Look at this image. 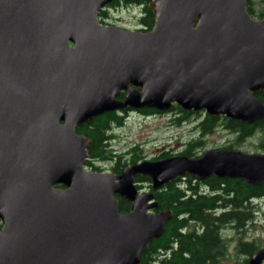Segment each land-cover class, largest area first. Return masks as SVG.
Masks as SVG:
<instances>
[{"label":"water","instance_id":"obj_1","mask_svg":"<svg viewBox=\"0 0 264 264\" xmlns=\"http://www.w3.org/2000/svg\"><path fill=\"white\" fill-rule=\"evenodd\" d=\"M114 1L0 0V264H138L171 216L152 191L186 174L264 183V153L238 149L85 168L75 129L106 111L264 115V5L254 18L246 0H149L140 30L99 21ZM263 260L264 246L248 264Z\"/></svg>","mask_w":264,"mask_h":264},{"label":"trees","instance_id":"obj_2","mask_svg":"<svg viewBox=\"0 0 264 264\" xmlns=\"http://www.w3.org/2000/svg\"><path fill=\"white\" fill-rule=\"evenodd\" d=\"M112 2L111 6H116ZM125 5L138 6L137 24L140 30H148L153 23V13L148 8L149 0H122ZM252 0H246V10L252 17H260L264 0L256 10ZM98 18L105 16L104 9L98 12ZM102 22L103 20L100 19ZM264 105V90L255 93ZM116 99H122L119 92ZM134 111L140 115H154L158 113L175 114L170 119L173 125L194 120L197 136L187 140L177 153L187 157H197L198 151L205 147L204 136L221 128L232 135L229 143L221 149H231L250 136L258 134L255 148L264 153V115L253 123H243L239 120L228 119L224 116H211L203 111H185L173 104L167 111L159 112L151 108L121 109L103 112L92 119L77 125L76 133H81L90 140L87 147L88 159L85 167L99 170L92 161H109L113 173H119L126 166L142 159L137 145H132L122 153H116L110 146V129L122 124L123 114ZM168 152H161L149 160H156L168 156ZM100 171V170H99ZM134 182L147 186L151 191L148 177L137 174ZM157 202L155 211L170 210L171 216L164 221L161 234L153 238L141 251L138 264H221L225 254V239L221 230L230 227L236 231L242 229L244 223L251 220L254 198L264 200V183L247 185L239 178L215 177L198 180L186 174L184 178H174L152 191ZM118 211L126 212L130 204L117 196ZM215 210V212H210ZM252 241L237 242V250L250 255L255 249ZM232 264H248V258Z\"/></svg>","mask_w":264,"mask_h":264},{"label":"rangeland","instance_id":"obj_3","mask_svg":"<svg viewBox=\"0 0 264 264\" xmlns=\"http://www.w3.org/2000/svg\"><path fill=\"white\" fill-rule=\"evenodd\" d=\"M252 1L255 10L260 7L261 0ZM103 9L105 16L100 18L103 20L102 24H111L127 29L139 28L137 24L138 6L125 5L121 2L116 6H105ZM174 116L175 114L172 113H158L146 116L134 111H127L123 114L122 124L112 126L110 129V146L114 152L122 153L130 146L137 145L143 156L141 160H149L151 157L158 156L164 151L169 153L168 156L178 155L177 153L183 144L187 140L196 137L197 133L194 128V120L173 125L170 123V119ZM258 136V134L250 136L240 142V144L233 145L231 149L260 153L261 151L255 148ZM203 138L205 147L198 151V155L205 149H217L229 143L232 140V135L219 127ZM92 164L98 167L100 171H110L108 169L111 166L109 161H92ZM85 168L99 171L90 167ZM139 190L147 191V186L142 184ZM250 203L253 206L252 218L247 221L242 229L236 231L234 229L231 230V228H224L221 230V235L227 239L225 242L226 256L224 259H221V264L233 263L242 260L244 257H248V255L237 250V242L239 240L252 241L256 246L254 250L264 246V200L254 198ZM261 264H264V260Z\"/></svg>","mask_w":264,"mask_h":264},{"label":"flooded vegetation","instance_id":"obj_4","mask_svg":"<svg viewBox=\"0 0 264 264\" xmlns=\"http://www.w3.org/2000/svg\"><path fill=\"white\" fill-rule=\"evenodd\" d=\"M122 1V0H121ZM121 1H117L116 2V5H118V4H120L121 3ZM110 5V4H109ZM108 6V5H107ZM111 6V5H110ZM254 18H258V17H254ZM182 178H184V177H182ZM148 191V190H147ZM210 212H215V210L213 211V210H211ZM246 225V223H244V225L243 226H245ZM225 228H230V227H225ZM231 230H233L232 228H231ZM250 256V255H249ZM249 256L247 257V258H249ZM229 264H232V263H229Z\"/></svg>","mask_w":264,"mask_h":264}]
</instances>
